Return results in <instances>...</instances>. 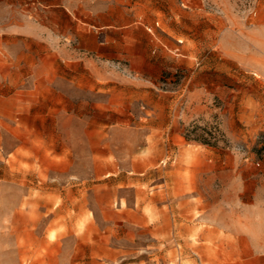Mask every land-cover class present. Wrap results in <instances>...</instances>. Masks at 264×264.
Here are the masks:
<instances>
[{"label":"rangeland","instance_id":"1","mask_svg":"<svg viewBox=\"0 0 264 264\" xmlns=\"http://www.w3.org/2000/svg\"><path fill=\"white\" fill-rule=\"evenodd\" d=\"M0 264H264V0H0Z\"/></svg>","mask_w":264,"mask_h":264}]
</instances>
